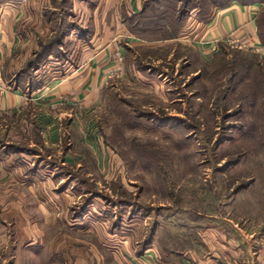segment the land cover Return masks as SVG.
I'll return each mask as SVG.
<instances>
[{
  "label": "rangeland",
  "instance_id": "obj_1",
  "mask_svg": "<svg viewBox=\"0 0 264 264\" xmlns=\"http://www.w3.org/2000/svg\"><path fill=\"white\" fill-rule=\"evenodd\" d=\"M233 1L264 4L142 0L134 13L136 0H0V24L14 20L22 39L3 64L13 87L65 74L105 45L115 56L98 101L74 106L62 143L40 147L65 162L40 177L44 189L25 188V152L14 159L22 172L1 180L0 264H181L172 251L197 249L218 218L264 236V48L200 55L136 31L160 23L179 37ZM259 31L264 44V5ZM152 35L162 42L136 39ZM0 145L25 151V111L0 115Z\"/></svg>",
  "mask_w": 264,
  "mask_h": 264
},
{
  "label": "crops",
  "instance_id": "obj_2",
  "mask_svg": "<svg viewBox=\"0 0 264 264\" xmlns=\"http://www.w3.org/2000/svg\"><path fill=\"white\" fill-rule=\"evenodd\" d=\"M263 5L257 2H230L215 10L207 21L200 20L194 26H185L179 37L167 40L185 41L200 55L217 49L219 51L222 46L229 45L225 41L229 38L236 40L242 46L255 48L261 46L263 49L264 44L259 31V16ZM132 6L134 13L140 11L142 0H136ZM15 25V21L8 16L2 18L0 24L2 67L3 64L9 65L11 58L19 52L18 47L22 39ZM136 39L152 44L162 42L160 35L137 36ZM82 56L81 64L77 68L69 69L65 74L56 71L45 76L40 84L28 81L27 88L22 87L21 83L16 86L18 81H15L16 87L10 88L6 93L0 91L1 115L15 112L21 114L25 111V151H6V145H0V186L4 183L1 180L9 178L11 174L22 172L23 166H16L14 159L20 158L24 152L25 188L35 187L36 190H43L44 185L40 183H44L40 182V177L48 175L47 173L52 175L61 170L62 164L65 165V162L62 163L60 160L57 162L53 155H44L41 148L45 143L48 144L47 141L62 143L60 132L63 115L65 118L70 116L74 106L89 108L95 104L98 101L99 86L104 76L115 67V56L108 45L97 51L91 50ZM71 138L72 135H68L69 144ZM47 161L51 162V167L49 164H43ZM50 169L52 170L49 171ZM43 178L50 180L48 177ZM39 203L43 202L39 201ZM7 215L8 212L5 211L3 216L6 219ZM8 217L11 218L9 215ZM19 222L25 220L21 219ZM208 224L202 227L201 232L199 231L197 249L188 247L187 250L172 251V254L181 257V264H264V236L255 237L254 234L247 236L240 230L238 224L227 218L222 220L218 218L209 221ZM3 232L5 231L0 232V238L6 237ZM32 234L34 233L21 236L28 237ZM151 253L156 255L157 259V253L154 251Z\"/></svg>",
  "mask_w": 264,
  "mask_h": 264
},
{
  "label": "trees",
  "instance_id": "obj_3",
  "mask_svg": "<svg viewBox=\"0 0 264 264\" xmlns=\"http://www.w3.org/2000/svg\"><path fill=\"white\" fill-rule=\"evenodd\" d=\"M243 3V2H242ZM251 3V2H250ZM146 5V4H145ZM147 6V5H146ZM146 6H144V9H143V12H140V13H145L146 12V10H147V7ZM211 17V16H210ZM209 17V18H210ZM209 18H207V20L209 19ZM161 19V18H160ZM163 19V18H162ZM161 19V21H163ZM207 20H201V21H207ZM159 23V22H158ZM137 29H136V31H139V32H147L148 30H151V31H153V32H155V33H162V34H164V33H167V34H169V35H167L166 37H170V38H174V37H176V35H174V34H171V32H170V30H168V28L165 26V25H160V23L159 24H157L156 26H149V27H146L145 25H139V26H137L136 27ZM177 32V31H176ZM177 34H178V32H177Z\"/></svg>",
  "mask_w": 264,
  "mask_h": 264
},
{
  "label": "built area",
  "instance_id": "obj_4",
  "mask_svg": "<svg viewBox=\"0 0 264 264\" xmlns=\"http://www.w3.org/2000/svg\"><path fill=\"white\" fill-rule=\"evenodd\" d=\"M227 43H229L230 45H235L237 47H244L242 46L241 44H239L236 40L232 39V38H229V39H226L225 40ZM246 47V46H245ZM248 48H251V47H248ZM119 55V54H118ZM120 57V56H119ZM12 83L8 82L6 79H5V76H4V72H3V67L2 65L0 64V91L2 93H6V91H8L10 88H12ZM0 115H1V112H0Z\"/></svg>",
  "mask_w": 264,
  "mask_h": 264
}]
</instances>
